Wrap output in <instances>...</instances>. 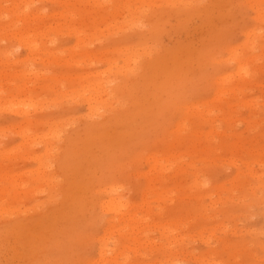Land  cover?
<instances>
[{"label": "rangeland", "instance_id": "obj_1", "mask_svg": "<svg viewBox=\"0 0 264 264\" xmlns=\"http://www.w3.org/2000/svg\"><path fill=\"white\" fill-rule=\"evenodd\" d=\"M28 1V12L41 14L28 26H43L42 35L11 33L5 14L10 4L0 0V192L9 190L6 197L0 193V264L98 261V240L115 220L101 205L116 198L124 202L121 214L136 217L131 232L122 229V253L115 264H264V0H197L202 6L180 0L184 8L176 0H165L167 5L142 0L135 18L140 15L141 22L135 20V27L125 9L101 13L92 0ZM148 45L152 55L144 57L140 48L149 50ZM138 46L143 71L125 82L113 71L105 72L110 83L116 79L122 84L116 108L135 106L137 112L119 115L116 123L98 130L95 123L101 117L86 112L83 98L89 95H75L76 90L105 71L106 60L118 59L120 65ZM231 57L246 67L238 70ZM44 84L48 88L42 89ZM28 102L35 106L27 107ZM22 104L26 114L19 111ZM50 125L58 137L46 159L42 136ZM37 159L47 160V166L38 170ZM155 160L164 161L163 173L151 170ZM40 174H54L58 185L37 182ZM7 175L18 179L13 186ZM119 224L115 226L124 225ZM110 234V244H115L118 238Z\"/></svg>", "mask_w": 264, "mask_h": 264}, {"label": "bare ground", "instance_id": "obj_2", "mask_svg": "<svg viewBox=\"0 0 264 264\" xmlns=\"http://www.w3.org/2000/svg\"><path fill=\"white\" fill-rule=\"evenodd\" d=\"M6 1H8L9 2V4H10V7H9V9H7L6 11H5V14H6V16H7V19H10V21H11V24L9 25V24H6V25H9L10 26V28L8 27L7 29H9V31L11 32V33H13V34H18V35H20V34H26V33H36V34H34V35H37V34H41L42 35V32L44 31H42L41 30V28L43 27L42 25H40V26H42L41 28L38 26V27H29L28 25H29V23L30 22H32L34 19H38L39 17H41V14L40 13H32V12H28V7L30 6L29 5V1L28 0H6ZM132 2L131 4L129 3V2ZM138 1V2H137ZM137 1H134V0H92V3L97 7V8H99L100 9V12L101 13H106L107 12V9H109V8H113V10L115 11H117V8H123V9H125L126 10V12H127V16H128V19H130V21L129 22H132V24L134 25H131L132 27H135V20L137 21V19H138V17L140 16V15H138V17H137V19H135L136 18V16H137V13H138V11H136V10H138V9H140V8H136V6H138L137 4L139 3V5L140 4H143V1L142 0H137ZM145 1V0H144ZM149 1V0H148ZM148 1H147V3H148ZM151 1V0H150ZM155 1H157V0H155ZM158 1H160V0H158ZM166 1H168V0H166ZM165 0H164V3L166 2ZM171 1V0H170ZM176 1H178V3L177 4H180V6H183V5H181L182 3H179V1L180 0H176ZM186 1H188V0H186ZM185 1V2H186ZM191 1V0H190ZM193 1V0H192ZM191 1V2H192ZM194 1H197V0H194ZM200 2L202 1V0H199ZM35 2V1H34ZM61 2V1H60ZM81 2V1H80ZM90 2V1H89ZM146 2V1H145ZM152 2H153V0H152ZM160 2H162V0L160 1ZM159 2V3H160ZM172 2V1H171ZM181 2H182V0H181ZM184 2V4H186ZM69 3V2H68ZM82 3V2H81ZM146 3V4H147ZM150 3V2H149ZM148 3V4H149ZM167 3H169V2H166V4L165 5H167ZM174 3H175V1H174ZM174 3H172V4H174ZM188 3V2H187ZM194 3V2H193ZM196 3H198V1L196 2ZM256 3H257V1H256ZM2 4V3H1ZM61 4V3H60ZM80 4V3H79ZM87 4V3H86ZM147 4V5H148ZM189 4V3H188ZM195 4V3H194ZM199 5H201V3H198ZM73 5V4H72ZM145 5V4H144ZM159 5V4H158ZM161 5V4H160ZM159 5V6H160ZM163 5V4H162ZM169 5V4H168ZM176 5V4H175ZM190 5H193V4H190ZM212 4H210L209 6H207V7H210ZM92 6V5H91ZM141 6V5H140ZM146 6V5H145ZM158 6V7H159ZM170 6H171V4H170ZM177 6V5H176ZM179 6V7H180ZM185 6V5H184ZM184 6H183V8H184ZM186 6H188V5H186ZM197 6V5H196ZM202 6V5H201ZM72 7H75V6H72ZM85 7H86V5H85ZM139 7V6H138ZM142 7H144V6H142ZM147 8H148V6H146ZM146 7H144V8H146ZM165 7V6H164ZM164 7H162V8H164ZM167 7V6H166ZM178 7V8H179ZM190 8H191V6H189ZM193 7V6H192ZM150 8V7H149ZM148 8V9H149ZM160 8H161V6H160ZM169 8V7H168ZM171 8H172V6H171ZM171 8H170V10H171ZM175 8V7H174ZM177 8V7H176ZM175 8V9H176ZM177 8V9H178ZM182 8V7H181ZM183 8H182V10H183ZM201 8V7H200ZM205 8V7H204ZM67 9H68V6H67ZM66 9V10H67ZM70 9V8H69ZM73 9V8H72ZM89 9V8H88ZM150 9H152V7L150 8ZM156 9H159V8H156ZM173 9V8H172ZM180 9V8H179ZM193 9V8H192ZM196 9V8H195ZM193 10V11H196V10ZM206 10L208 9V8H205ZM111 10V9H110ZM142 10V9H141ZM140 10V11H141ZM146 11H147V9H145ZM164 10V9H163ZM174 10V9H173ZM182 10H180L181 12H183ZM201 10V9H200ZM202 10H203V7H202ZM71 11H73V10H70V12ZM86 11V10H85ZM92 10H90V12H91ZM143 11V10H142ZM149 11H151V10H149ZM154 12H155V7H154V10H153ZM165 11V10H164ZM168 11V10H167ZM167 11H165V12H167ZM192 11V10H191ZM67 12V11H66ZM75 11H73V13H74ZM109 12H113V11H109ZM118 12V11H117ZM125 12V13H126ZM144 12V11H143ZM152 12V11H151ZM150 12V13H151ZM153 12V13H154ZM157 12V11H156ZM155 12V13H156ZM206 12V11H205ZM169 13V12H168ZM67 14V13H66ZM76 14V13H75ZM91 14V13H90ZM94 14V13H93ZM112 13H110V15H111ZM115 14H116V12H115ZM141 14H145V13H141ZM147 14H148V11H147ZM177 14V13H176ZM68 15V14H67ZM70 15V14H69ZM96 15V14H95ZM105 15V14H104ZM103 15V16H104ZM118 15V14H117ZM120 15V14H119ZM170 15H171V13H170ZM107 16V15H106ZM142 16V15H141ZM147 16V15H146ZM164 16V15H163ZM205 16V15H204ZM208 16V15H207ZM65 17V16H64ZM98 17V16H97ZM102 17V16H101ZM111 17V16H110ZM148 17V16H147ZM156 17V16H155ZM169 17V16H168ZM45 18V17H44ZM85 18V17H84ZM145 18V17H144ZM163 18V17H162ZM177 18H180V15H179V17L177 16ZM182 18V17H181ZM59 19V18H58ZM72 19V18H71ZM76 19V18H75ZM101 19V18H100ZM111 19V18H110ZM149 19V18H148ZM159 19V18H158ZM39 20V19H38ZM41 20V19H40ZM46 20V19H45ZM74 20V19H73ZM89 20V19H88ZM102 20V19H101ZM139 20V19H138ZM153 20V19H152ZM160 20V19H159ZM159 20H158V22H159ZM162 20V19H161ZM184 20V19H183ZM36 21V20H35ZM43 21V20H42ZM94 21V20H93ZM140 21V20H139ZM145 21H146V19H145ZM145 21H143V23L145 22ZM155 21V20H154ZM153 21V22H154ZM179 21H181V20H179ZM44 22V21H43ZM82 22V21H81ZM80 22V23H81ZM95 22V21H94ZM94 22H93V24H94ZM108 22V21H107ZM141 22V21H140ZM148 23L150 22V24H151V20L150 21H147ZM163 22V21H162ZM184 22V21H183ZM15 23H22L21 25L22 26H19V27H17V28H11L12 26H14V24ZM38 23V22H37ZM36 23V25H38ZM90 23V22H89ZM110 23H111V21H110ZM148 23H144V24H147L149 27L151 26L150 24H148ZM35 24V23H34ZM65 24V23H64ZM79 24V23H78ZM83 25H84V23H82ZM125 24V23H124ZM24 25V26H23ZM73 25V24H72ZM89 25V24H88ZM117 25V24H116ZM146 25V26H147ZM160 25V24H159ZM35 26V25H34ZM74 26H75V24H74ZM91 26V25H90ZM93 26V25H92ZM95 26V25H94ZM118 26V25H117ZM139 26H141V23L139 24ZM147 26V27H148ZM153 26H154V24H153ZM3 27V26H2ZM58 27V26H57ZM68 27V26H67ZM76 27V26H75ZM113 27V26H112ZM143 27V29H144V25L142 26ZM159 27V26H158ZM157 27V28H158ZM161 27H162V25H161ZM161 27H159V30H161ZM58 28H60V27H58ZM62 28V27H61ZM74 28V27H73ZM85 28V27H84ZM111 28V27H110ZM109 28V29H110ZM125 28V27H124ZM152 28V27H151ZM156 28V27H155ZM45 29V28H44ZM50 29H52V28H50ZM64 29V28H63ZM75 29V28H74ZM96 29V28H95ZM136 29L137 28H135V31H136ZM148 29V28H147ZM150 29V28H149ZM154 29V28H153ZM54 30V29H53ZM56 30H58V29H56ZM72 30V29H71ZM77 30V29H76ZM81 30V29H80ZM106 30V29H105ZM120 30V29H119ZM138 30V29H137ZM142 30V29H141ZM152 30V29H151ZM158 30V31H159ZM49 31V30H48ZM69 31V30H68ZM82 31V30H81ZM90 31V30H89ZM92 31V30H91ZM97 31V30H96ZM132 31V30H131ZM143 31V30H142ZM141 31V32H142ZM150 30H148V32H149ZM157 30H155V32H156ZM157 31V32H158ZM63 32H64V30H63ZM65 32H67V31H65ZM104 32V31H103ZM138 32V31H137ZM145 32V31H144ZM46 33V32H45ZM48 33V32H47ZM46 33V34H47ZM55 33V32H54ZM53 33V34H54ZM74 33V32H73ZM86 33V32H85ZM153 32H151V34H152ZM50 34V33H49ZM71 34V33H70ZM78 34V33H77ZM86 34H88V33H86ZM105 34V33H104ZM145 34V33H144ZM76 35V34H75ZM116 35V34H115ZM137 36H139L138 34H136ZM162 35V34H161ZM25 36V35H24ZM38 36V35H37ZM43 36H44V33H43ZM50 36V35H49ZM54 36H56V35H54ZM53 36V37H54ZM71 36H72V34H71ZM77 37H78V35H76ZM89 36V35H88ZM136 36V37H137ZM151 36V35H150ZM44 37H46V35L44 36ZM48 37V36H47ZM51 37V36H50ZM101 37V36H100ZM155 36H153V38H154ZM33 38V37H32ZM85 38V37H84ZM153 38H151V39H153ZM157 38H158V36H157ZM45 39V38H44ZM40 40V39H39ZM43 40V39H42ZM95 40V39H94ZM132 41V40H131ZM151 41V40H150ZM19 42V41H18ZM34 42V41H33ZM40 42V41H39ZM29 43V42H28ZM124 43V42H123ZM151 43H152V41H151ZM79 44V43H78ZM121 44V43H120ZM125 44V43H124ZM130 44V43H129ZM155 44V43H154ZM24 45V44H23ZM147 45V44H146ZM33 46H35V45H33ZM32 46V47H33ZM149 46V45H148ZM154 46V45H153ZM83 47V46H82ZM143 47H144V45H143ZM142 46H141V48L140 49H142L141 50V52L140 53H143V52H145L144 53V57L145 56H148V54L150 55L151 53H152V45L151 46H149L148 48H151V49H149V50H144V48H143ZM79 48V47H78ZM132 48V47H131ZM145 48H147V46H145ZM161 48V47H160ZM164 48V47H163ZM126 49V48H125ZM130 49V48H129ZM157 49H155V51H156ZM130 52H128L126 55H125V57L123 58V59H120V62H121V64L120 65H118V63H117V61H118V59L116 60H112V59H108V60H106V64H107V69L105 70V71H103L100 75H96V76H93V79L94 80H91L90 82H87L85 85H82V84H79L80 85V88L79 89H77L76 90V92H78V93H76L75 95H89V96H85L84 98H83V100L85 101L84 102V104H86V112H87V114H89V115H91V116H100L101 117V121L100 122H96L95 123V125H97L96 126V128L99 130V129H102L103 127H107V126H109L111 123H116L117 122V120H118V118H119V115H126V117H130V116H133V115H135V113L137 112V109L135 108V106H133V107H131L130 109H126V111H121V108H116V106H118L119 104H120V102L118 101V99H117V95H119V93H120V91H121V78H124V82H125V79L128 77V76H133L134 77V75L136 74V72H138V69H140V59H141V57H140V53H139V46H138V49L137 48H135V49H132V50H129ZM163 50H161V52H162ZM33 52V51H32ZM158 52H160V50L158 51ZM165 52H166V49H165ZM59 53V52H58ZM124 53V52H123ZM167 53V52H166ZM170 53V52H169ZM168 53V54H169ZM173 53V52H172ZM231 53H234V50L231 52ZM108 54V53H107ZM160 54H162V53H160ZM167 54V55H168ZM46 55V54H45ZM118 55V54H117ZM121 55V54H120ZM120 55H119V57H120ZM152 55V54H151ZM60 56V55H59ZM124 56V55H123ZM142 57H143V55H141ZM156 56V55H155ZM164 56H166V55H164ZM54 57V56H53ZM53 57H52V59H53ZM87 57V56H86ZM107 57V56H106ZM117 57V56H116ZM144 57H143V60H145L144 59ZM148 57H151V56H148ZM56 58V57H55ZM104 58V57H103ZM153 58V57H152ZM151 58V59H152ZM167 58V57H166ZM51 59V58H50ZM87 59V58H86ZM231 60H232V62H234V63H237L238 64V68H237V66H236V68L238 69V70H240V69H242V68H244V67H246V65L247 64H242V62H244L243 60L242 61H240V60H238V59H236V58H230ZM59 60V59H58ZM147 60H148V58H147ZM163 60H165V58H163ZM54 61V60H53ZM69 61V60H68ZM91 61V60H90ZM99 61V60H98ZM102 62H103V60H101ZM101 61H99V63L101 62ZM152 61V60H151ZM150 61V62H151ZM71 62V61H70ZM49 63V62H48ZM65 63V62H64ZM67 63V62H66ZM77 63V62H76ZM159 63H162V62H159ZM51 64V63H50ZM54 64V63H53ZM157 64V63H156ZM155 64V65H156ZM242 64V65H241ZM71 65V64H70ZM143 66V65H142ZM144 67H145V65H144ZM149 70V69H148ZM106 71H113L112 72V75H119L120 76V78L118 79V80H120V81H118V80H116V79H110L111 81H112V83H110V81H108L107 80V76L105 75V72ZM141 71H143V68H142V70L140 69V71L138 72V73H140ZM243 71H245V70H243ZM149 72V71H148ZM18 73V72H17ZM138 73H137V79H139V78H141V77H139L141 74H139L138 75ZM237 73H238V71H237ZM1 74V73H0ZM58 74V73H57ZM108 74V73H107ZM3 75V74H2ZM240 75V74H239ZM7 76V75H6ZM10 76V75H9ZM18 76V75H17ZM16 75H14L13 74V77H17ZM22 76H24V75H22ZM44 76V75H43ZM66 76V75H65ZM64 76V77H65ZM110 76V75H109ZM136 76V75H135ZM5 77V76H4ZM10 77H12V76H10ZM32 77H34V75H32ZM40 77H42V76H40ZM50 78H51V76H49ZM58 77V76H57ZM63 77V78H64ZM80 77V76H79ZM139 77V78H138ZM239 77V76H238ZM106 78V79H105ZM132 78V77H131ZM242 78H244L243 76H242ZM10 79V78H9ZM21 79V78H20ZM43 79H45V78H43ZM48 79V78H47ZM59 79V78H58ZM83 79V78H82ZM88 79H89V77H88ZM245 79V78H244ZM54 80V79H53ZM81 80V79H80ZM84 80V79H83ZM87 80V79H86ZM123 80V79H122ZM242 80V79H241ZM55 81H56V79H55ZM54 81V82H55ZM60 81H62V80H60ZM82 81V80H81ZM243 81V80H242ZM63 82V81H62ZM69 82H71V81H69ZM123 82V81H122ZM128 82V81H127ZM132 82V81H131ZM60 83V82H59ZM64 83V82H63ZM66 83V82H65ZM16 84V83H15ZM61 84V83H60ZM28 85V84H27ZM49 85V84H48ZM55 85V84H54ZM63 85V84H62ZM135 85V84H134ZM2 86V85H1ZM15 86V85H14ZM23 86V85H22ZM25 86V85H24ZM60 86V85H59ZM9 87V86H8ZM16 87V86H15ZM18 87H20V86H18ZM57 87V86H56ZM66 87V86H65ZM72 87V86H71ZM76 87V86H75ZM128 87H130V86H128ZM128 87H127V85H126V88L128 89ZM42 89H45V88H48V87H46V85L44 84V85H42V87H41ZM50 88V87H49ZM58 88V87H57ZM56 88V89H57ZM60 88V87H59ZM67 88V87H66ZM73 88V87H72ZM17 89V88H16ZM25 89V88H24ZM61 89H63V88H61ZM13 90V89H12ZM30 90V89H29ZM29 90L27 91V93L29 92ZM34 90V89H33ZM50 90V89H49ZM58 90V89H57ZM44 91V90H43ZM61 91V90H60ZM63 91V90H62ZM132 91V90H131ZM19 92H21V90L19 91ZM24 92H26L25 90H24ZM23 92V93H24ZM49 92V91H48ZM58 92V91H57ZM72 92V91H71ZM75 92V91H74ZM222 92H224V91H222L221 90V92H220V94L222 95ZM2 93V92H1ZM47 93V92H46ZM65 93V92H64ZM73 93V92H72ZM6 94H7V92H6ZM10 94V93H9ZM18 94V93H17ZM25 94V93H24ZM23 94V95H24ZM31 94V93H30ZM30 94H29V97L28 98H30L31 96H30ZM42 94V93H41ZM56 94V93H55ZM54 94V95H55ZM69 94H70V92H69ZM74 94V93H73ZM22 95V96H23ZM57 95H59V94H57ZM3 96H5V95H2V97ZM35 96V95H34ZM68 96V95H67ZM70 96H71V94H70ZM1 97V98H2ZM66 97V96H65ZM81 97V96H80ZM25 99L26 101H30V99ZM38 98V97H37ZM42 98V97H41ZM82 98V97H81ZM53 99V98H52ZM59 99V98H58ZM74 99H76V98H74ZM33 100V99H32ZM38 101H39V99H38ZM12 102H14V101H12ZM31 102H33V101H31ZM30 102V103H31ZM54 102V101H53ZM9 104H12L13 106H14V103H10V101L8 102ZM19 103H25L24 101H20V102H18L17 104H19ZM29 103V102H28ZM27 104V107H28V105L31 107V104H32V107L33 106H35V104H33V103H31V104ZM35 103V102H34ZM76 103V102H75ZM1 104H3V103H1ZM5 104V103H4ZM7 104V103H6ZM6 104H5V106H6ZM8 104V105H9ZM81 104H82V102H81ZM4 106V107H5ZM11 106V105H10ZM13 106H11L13 109L15 108V107H13ZM15 106H18V105H15ZM25 106L26 107V104H22L21 105V108H19V111L23 108V107ZM37 106V105H36ZM85 106V105H84ZM1 107H3V106H1ZM9 107V106H8ZM18 107H20V105L18 106ZM18 107H16V109H17V111H16V109H15V111L12 109V108H8L10 111H11V109L16 113H18ZM26 108H24V110H25ZM29 108H27V110H28ZM6 110H7V108H6ZM8 110V111H9ZM23 110V109H22ZM21 110V112L23 113V114H26L27 112H25V111H22ZM12 111V112H13ZM32 111V110H31ZM34 111V110H33ZM13 112V113H14ZM29 112V111H28ZM99 112H104V113H107L105 116H104V114H100ZM9 113H11V112H9ZM12 113V114H13ZM209 113V112H208ZM197 114H198V112H197ZM28 115V114H27ZM28 120V119H27ZM23 121H26V119H24ZM22 121V122H23ZM42 120L41 119H38V120H35V122H39V123H42L41 122ZM29 122V121H28ZM28 122H26L27 123V125H25V126H29L28 125ZM34 122V121H33ZM45 122V121H44ZM47 122V121H46ZM30 123V122H29ZM56 124H57V126H58V124L59 123H57V122H55ZM24 124V123H23ZM22 124V125H23ZM43 124V123H42ZM48 125H49V123H47ZM30 126H32V125H30ZM33 127V126H32ZM44 129V128H43ZM33 130V129H32ZM48 130V132L46 133V135H44L43 134V136H42V139H43V150L44 151H42V153L44 154V156H45V158L46 159H48V158H50L49 156H51L50 155V153H51V151H52V148H53V145H52V140L54 141V138L57 136V133H58V130L56 129V127H53V128H51V125L49 126V128L47 129ZM12 131H15V129L14 130H12ZM19 133H20V131H18ZM43 133V132H42ZM20 134H22V133H20ZM40 134V136H41V133H39ZM33 135H35V134H33ZM22 136V135H21ZM35 136H37V135H35ZM35 136H32V137H35ZM31 137V138H32ZM39 137V136H38ZM38 137H35V138H38ZM58 137V136H57ZM60 137V136H59ZM22 138V137H21ZM25 138H27L26 136H25ZM40 138V137H39ZM207 138H208V136H207ZM22 139H24V138H22ZM59 139V138H58ZM119 139V137L116 139L115 138V140H118ZM31 140V139H30ZM69 140V139H68ZM64 141H66V140H64ZM35 142V141H34ZM55 142V141H54ZM58 142V141H57ZM39 143V142H38ZM60 143V142H59ZM65 143V142H64ZM67 143V142H66ZM70 143H71V141H70ZM29 144V143H28ZM54 144V143H53ZM39 145V144H38ZM55 145V144H54ZM66 145V144H65ZM1 146V145H0ZM58 146V145H57ZM26 147V146H25ZM28 147V146H27ZM30 147V146H29ZM28 147V148H29ZM55 147H56V145H55ZM55 147H54V149H55ZM67 147L69 148V146L67 145ZM71 147V146H70ZM73 147V146H72ZM74 148V147H73ZM91 148V147H90ZM58 149V148H57ZM63 149V148H62ZM70 149V148H69ZM60 150V149H59ZM6 151V150H5ZM55 151V150H54ZM89 151V150H88ZM87 151V149H86V151L84 150V152H88ZM10 152H11V150H10ZM13 152V151H12ZM74 152V151H73ZM81 152V150L78 152V154ZM83 152V151H82ZM81 152V153H82ZM91 152V151H90ZM9 153V152H8ZM55 153V152H54ZM53 153V154H54ZM76 153H77V151H76ZM89 153V152H88ZM6 154V153H5ZM11 154V153H10ZM52 154V153H51ZM90 154H92V153H90ZM7 155V154H6ZM12 155V154H11ZM77 155V154H76ZM3 156V155H2ZM36 156V155H35ZM38 156H40V155H37L36 157L38 158ZM58 156V155H57ZM79 156V155H78ZM93 156V155H92ZM91 156V157H92ZM43 157V156H42ZM61 157H63L62 155H61ZM60 157V158H61ZM68 157H69V155H68ZM81 157V156H80ZM83 157H84V155H83ZM86 157V156H85ZM88 157V156H87ZM40 158V157H39ZM38 158V159H39ZM89 158V157H88ZM37 159V161L36 162H38V164L36 163V165H38V170H39V167H41V166H44V164L46 165L47 163H46V161L47 160H38ZM59 159V158H58ZM66 159V158H65ZM75 159V158H74ZM61 160V159H60ZM77 160H79V159H77ZM77 160H75V161H77ZM57 161V160H56ZM79 161H81V158H80V160ZM88 161H89V159H88ZM163 161V160H162ZM162 161H159V160H155V162H154V165H153V168L151 169V170H156L157 171V169H160V171H161V173H163V168L165 167V166H163L162 165ZM164 162V161H163ZM175 162V161H174ZM181 162V161H180ZM40 163V164H39ZM56 163V162H55ZM80 163V162H79ZM62 164V163H61ZM78 164V163H77ZM171 165V164H170ZM47 166V165H46ZM49 166V165H48ZM42 168V167H41ZM165 169V168H164ZM181 169V168H180ZM184 171V170H183ZM181 172V171H180ZM39 173V172H38ZM41 177V174L39 175V178H38V180H37V182H39V181H42V184H46L47 182H50V185L54 188V187H56L58 184V181L55 179V175L54 174H51L50 176L49 175H46V178L45 177H42V178H40ZM14 178H16V177H13L12 175H7V179L9 180V184H11L12 186L16 183V182H13V179ZM45 178V179H44ZM17 179V178H16ZM37 178H35V180H36ZM18 180V179H17ZM16 181V180H15ZM57 182V183H56ZM14 183V184H13ZM62 187V186H61ZM60 188V187H59ZM62 190V189H61ZM7 190L5 189V190H1V192L0 193H4L5 195H3V196H7L8 195V193L6 192ZM60 191V190H59ZM64 192V191H63ZM15 192H13V194H14ZM62 193V192H61ZM107 194H110L109 193V191L108 192H106ZM58 194V193H57ZM60 195H62V194H60ZM12 196V195H11ZM59 196V195H58ZM9 197H10V195H9ZM16 199V198H15ZM64 204V203H63ZM59 205V204H58ZM126 205V204H125ZM64 206H65V204H64ZM71 207V206H70ZM101 207H102V210H106L105 212L106 213H112V216L114 217L113 219H115V220H111V224H109V228L107 229V231H108V235L106 236V237H104V238H102V239H100V240H98V243H99V246H100V248H99V260L98 261H96V262H93V263H90V264H115L116 263V260L118 261V259L117 258H119L118 256L122 253L121 251H120V248H121V245H119L120 244V240L122 239V236H123V234H122V229H125L127 232H131L132 231V229H133V226H134V223H135V215H133V212L131 213V212H129L128 214H121L122 212H121V208L122 207H124V202L120 199V198H116V199H113V200H110V201H108V202H106V203H103L102 205H101ZM65 208H67V207H63L62 208V211H63V209H65ZM70 209V208H69ZM57 211V210H56ZM49 213V212H48ZM52 213V212H51ZM136 214V213H135ZM46 215H47V213H46ZM135 216V217H134ZM45 218H46V216H45ZM70 218V217H69ZM111 218V217H110ZM109 218V219H110ZM112 219V218H111ZM45 220V219H44ZM68 220V219H67ZM72 220V219H71ZM122 220H124L125 222L123 223V221ZM42 221V220H41ZM108 222H109V220H108ZM117 224H119V223H121V224H124L122 227L120 226V227H117V226H115V224L116 223ZM137 222H138V220H137ZM177 222V221H176ZM27 223V222H26ZM40 223V222H39ZM47 223V222H46ZM172 223H174V222H172ZM185 223V222H184ZM69 224V223H68ZM74 224V223H73ZM155 224V223H154ZM176 224V226H174V227H176V228H178L179 229V227H177V223H175ZM175 224H173V225H175ZM27 225H28V223H27ZM111 225V226H110ZM120 225V224H119ZM152 225H153V223H152ZM165 225V224H164ZM179 225H181V224H179ZM35 226V225H34ZM147 226V225H146ZM159 226V225H158ZM163 226V225H162ZM181 226H183V224L181 225ZM36 227V226H35ZM169 227H171V224H170V226ZM168 227V228H169ZM184 227V226H183ZM5 228V227H4ZM4 228H2V229H4ZM53 227L51 226V229H52ZM117 228V229H116ZM147 228H148V226H147ZM157 228H159V227H157ZM163 228V227H162ZM181 228V227H180ZM50 229V230H51ZM156 229V228H155ZM171 229V228H170ZM182 229V228H181ZM30 230V229H29ZM33 230H35V228H33ZM142 230V229H141ZM149 230V229H148ZM159 230V229H158ZM163 230H168V229H163ZM145 231H147V230H145ZM174 231H177V230H174ZM179 231H180V229H179ZM178 231V232H179ZM73 232V231H72ZM75 232V231H74ZM77 232H79V231H77ZM149 232V231H148ZM162 232V231H161ZM172 232V231H171ZM111 233V234H110ZM200 233V232H199ZM75 234V233H74ZM73 234V235H74ZM109 234L110 235H112V237H114L113 235H115L117 238H118V241L115 243V244H110V239H111V236L110 237H108L109 236ZM171 234V233H170ZM169 234V235H170ZM67 235V234H66ZM168 235V234H167ZM172 235V234H171ZM52 236V235H51ZM131 236V235H130ZM180 236V235H179ZM39 237H41L42 238V236H39ZM169 237V236H168ZM181 237H183V236H181ZM181 237H179V240H180V238ZM18 238V237H17ZM33 238V237H32ZM164 238V237H163ZM172 238H173V236H172ZM177 238V237H176ZM51 239V238H50ZM49 239V241H51ZM116 239V238H115ZM114 239V240H115ZM141 239V238H140ZM36 240H37V238H36ZM38 240H40V238H38ZM38 240H37V243H39L38 242ZM54 240V239H53ZM52 240V241H53ZM110 240V241H109ZM125 240V239H124ZM127 240V239H126ZM147 240V239H146ZM30 241H32V240H30ZM58 241V240H57ZM137 241V240H136ZM166 241H167V239H166ZM170 241V240H169ZM168 241V242H169ZM174 241V240H173ZM172 241V242H173ZM177 241H178V239H177ZM187 241V240H186ZM41 243H44V242H42V241H40ZM53 242H55V241H53ZM63 242H66V240H64ZM70 242V241H69ZM71 242H73V241H71ZM112 242V241H111ZM119 242V243H118ZM140 242V241H139ZM48 243V242H47ZM51 243V242H50ZM147 243V242H146ZM149 243V242H148ZM170 243V242H169ZM179 243H181L182 244V242H178L177 243V245H181V244H179ZM45 244H46V239H45ZM44 244V245H45ZM52 244V243H51ZM54 244V243H53ZM130 244V243H129ZM128 244V245H129ZM136 244V243H135ZM138 244V243H137ZM140 244V243H139ZM138 244V245H139ZM41 245H43V244H41ZM55 245H58V244H56L55 243ZM112 245V246H111ZM164 245H166V244H164ZM176 245V244H175ZM36 246V245H35ZM48 246V245H47ZM142 246V245H141ZM144 246V245H143ZM146 246V245H145ZM16 247V246H15ZM41 247H43V246H41ZM56 247V246H55ZM59 247V246H58ZM115 247V249H113ZM130 247V246H129ZM149 247H151V246H149ZM148 246H147V248H149ZM156 247V246H155ZM154 247V248H155ZM158 247V246H157ZM166 247V246H165ZM164 247V248H165ZM167 247H168V244H167ZM166 247V248H167ZM39 248V247H38ZM53 248V247H52ZM108 248H110V250L108 249ZM136 248V247H135ZM161 248V247H160ZM162 248H163V246H162ZM170 248V247H169ZM23 249V248H22ZM44 250H46V248H43ZM47 249H49V248H47ZM122 249V248H121ZM127 249H131V248H127ZM126 249V250H127ZM159 249V248H158ZM172 249V248H171ZM171 249H169V250H171ZM177 249H178V247H177ZM42 250V249H41ZM133 250H135V249H133ZM145 250V249H144ZM153 249H151L150 251H152ZM173 251L175 250V249H172ZM131 251H132V249H131ZM173 251H172V254H174L175 255V253H173ZM36 252V251H35ZM109 253L110 254V256L107 258V256H105V254L106 253ZM124 252H125V250H124ZM127 252H129V251H127ZM155 252H157L156 250H155ZM168 252V251H167ZM175 252V251H174ZM177 252V251H176ZM182 251H180V253H181ZM126 253V252H125ZM146 253V252H145ZM168 253H170V251L168 252ZM178 253V252H177ZM179 253V254H180ZM111 255H113V257L111 256ZM123 255H125V254H123ZM129 255V254H128ZM133 255V254H132ZM163 255V254H162ZM165 255V254H164ZM182 255V254H181ZM185 255H186V253H185ZM122 256V255H121ZM165 256H167V255H165ZM126 257L128 258V256L126 255ZM172 258H173V256H172ZM121 259V258H120ZM119 259V260H120ZM125 259V258H124ZM124 259H121V260H124ZM176 259H177V257H176ZM181 259V258H180ZM179 259V260H180ZM183 260H184V258H182ZM181 259V260H182ZM131 260V259H130ZM170 260H171V258H170ZM169 260V261H170ZM174 260V259H173ZM165 261V260H164ZM164 261H162V262H164ZM168 261V260H167ZM176 261V260H175ZM128 262V261H127ZM126 262V263H127ZM130 262V261H129ZM158 262V261H157ZM176 262H178V261H176ZM120 263H122V262H120ZM120 263H118V264H120ZM132 263V262H131ZM159 263V262H158ZM167 263V262H166ZM179 263H181V262H179ZM122 264H124V263H122ZM145 264V263H144ZM157 264V263H156ZM170 264V263H169ZM171 264H172V262H171ZM176 264V263H175ZM210 264V263H209ZM213 264H214V262H213ZM216 264V263H215Z\"/></svg>", "mask_w": 264, "mask_h": 264}]
</instances>
